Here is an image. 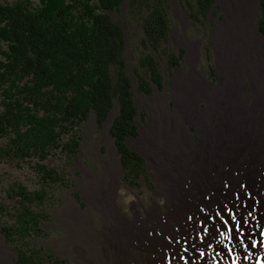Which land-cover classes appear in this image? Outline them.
Here are the masks:
<instances>
[{
	"label": "trees",
	"instance_id": "16d2710c",
	"mask_svg": "<svg viewBox=\"0 0 264 264\" xmlns=\"http://www.w3.org/2000/svg\"><path fill=\"white\" fill-rule=\"evenodd\" d=\"M190 19L203 22L214 12V0H184ZM126 6L125 17L138 28L139 55L128 74L124 60L125 30L110 13ZM166 0H17L0 3V160L46 159L51 149L77 153L75 139L62 135L91 119L108 126L122 181L139 189L147 178L143 156L128 146L138 134V94L163 86L161 67H176L182 49L171 52V25ZM258 31L264 34V0H259ZM45 185L63 178L37 165ZM14 204L1 208L3 239L12 246L14 264H67L40 245L50 216L47 191L11 188Z\"/></svg>",
	"mask_w": 264,
	"mask_h": 264
},
{
	"label": "rangeland",
	"instance_id": "374dc122",
	"mask_svg": "<svg viewBox=\"0 0 264 264\" xmlns=\"http://www.w3.org/2000/svg\"><path fill=\"white\" fill-rule=\"evenodd\" d=\"M15 1L0 0V3ZM166 2L171 52L176 54L182 49L184 55L176 67L170 70L161 67L162 88H154L145 96L138 94L133 85L138 134L128 141V146L143 156L148 171L139 189L123 183L108 135L115 110L101 128L89 119L62 135L63 143L71 139L78 141L75 154L51 149L43 161L0 160V209L14 204L10 194L15 185L28 191L45 189L44 208L50 218L46 224L47 236L40 245L56 258L65 259L67 264H162L152 248L132 244L124 228L136 225L142 231L166 235L174 225L168 181L157 175V169L170 166L166 158L174 148L170 138L175 136V129L187 128L189 134H195L193 142L199 140L196 128L183 123L177 114V92L192 81L202 91L216 92L223 73L231 79L242 105L251 107L253 102L252 80L245 71L255 61L259 63L264 53V34L258 31L259 0H214V12L203 22L188 17L184 0ZM125 13L123 6L119 13L110 15L125 30L124 60L130 74L139 55V37L135 22L127 19ZM196 104L200 109L205 107L201 100ZM39 164L61 174L64 182L45 185L37 169ZM103 191L109 194L107 202L101 200ZM5 224V212L0 210V227ZM111 239L114 247L110 245ZM169 254L175 263H184L182 252L172 248ZM0 264H14L13 248L1 234Z\"/></svg>",
	"mask_w": 264,
	"mask_h": 264
},
{
	"label": "bare ground",
	"instance_id": "6f19581e",
	"mask_svg": "<svg viewBox=\"0 0 264 264\" xmlns=\"http://www.w3.org/2000/svg\"><path fill=\"white\" fill-rule=\"evenodd\" d=\"M260 57L245 71L251 107L241 104L223 73L216 92L193 81L177 92V114L199 140L194 143L187 128H174L170 166L157 169L168 181L174 225L166 235L124 228L132 244L152 248L162 264H177L172 248L184 254L183 264H264V53ZM102 198L107 202V191Z\"/></svg>",
	"mask_w": 264,
	"mask_h": 264
}]
</instances>
